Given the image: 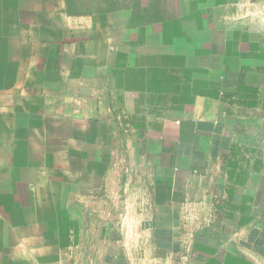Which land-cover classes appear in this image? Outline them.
I'll use <instances>...</instances> for the list:
<instances>
[{
	"label": "crops",
	"instance_id": "obj_1",
	"mask_svg": "<svg viewBox=\"0 0 264 264\" xmlns=\"http://www.w3.org/2000/svg\"><path fill=\"white\" fill-rule=\"evenodd\" d=\"M148 232L264 264V0H0V251Z\"/></svg>",
	"mask_w": 264,
	"mask_h": 264
},
{
	"label": "rangeland",
	"instance_id": "obj_2",
	"mask_svg": "<svg viewBox=\"0 0 264 264\" xmlns=\"http://www.w3.org/2000/svg\"><path fill=\"white\" fill-rule=\"evenodd\" d=\"M129 205L131 206V209H138L142 206V204L135 202L127 204L126 201L123 202L118 199L115 201L114 210L116 213V223L122 221L118 214L127 210ZM146 206L148 207L147 210H150V205L147 204ZM104 209H106V204H104ZM154 237L157 238L156 235H152L149 232L141 237H137L136 235L131 236L130 240L131 243H134V246H137L135 244L139 241L140 243L143 242L144 245L140 249L127 251L118 250L121 246L124 247V241L122 243L121 240L119 245H116L115 257L122 258L121 256H126L124 258H126L130 264H180L179 256L174 255L171 250L160 249L159 246L155 244ZM90 238V236L86 237L84 249L82 250H75L74 242L67 241L66 246L61 250H41L35 252L24 251L18 253L10 250L0 251V264H95L94 258L101 261L108 252L105 250H91V247H89L90 243H87V240H90ZM159 238L161 239V237H158L157 239ZM100 244L101 243L99 242L98 245L103 246ZM110 254L111 252L109 251V255ZM118 254H120V257ZM99 264L102 263L99 262Z\"/></svg>",
	"mask_w": 264,
	"mask_h": 264
}]
</instances>
